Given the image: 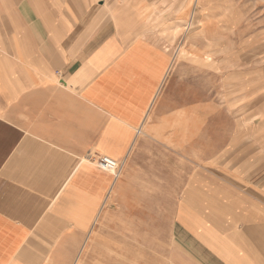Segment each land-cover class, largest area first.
Here are the masks:
<instances>
[{"label":"crops","instance_id":"crops-1","mask_svg":"<svg viewBox=\"0 0 264 264\" xmlns=\"http://www.w3.org/2000/svg\"><path fill=\"white\" fill-rule=\"evenodd\" d=\"M140 12L0 0V264H264V94L189 86L217 36L174 57Z\"/></svg>","mask_w":264,"mask_h":264},{"label":"rangeland","instance_id":"rangeland-1","mask_svg":"<svg viewBox=\"0 0 264 264\" xmlns=\"http://www.w3.org/2000/svg\"><path fill=\"white\" fill-rule=\"evenodd\" d=\"M203 2L205 17L199 13L196 0H135V10L141 11L140 26L145 34L169 48L174 57H178L182 49L194 53L195 49L190 51L189 44L201 50L206 43L202 29L208 24L207 29L220 41L215 39V43H208L205 49L213 55V62L197 63L186 57V62L181 61L186 64L182 68L186 67L189 86L200 85L208 98L218 92L225 96L238 95L244 90V72L249 70L253 101H257L260 97L255 95L264 94V0ZM209 4L216 5L218 16L216 11L209 12ZM189 23L193 27L184 30ZM179 68L178 63L174 65V72H179ZM130 244L135 248V242ZM134 260V264H148L150 259Z\"/></svg>","mask_w":264,"mask_h":264},{"label":"built area","instance_id":"built-area-1","mask_svg":"<svg viewBox=\"0 0 264 264\" xmlns=\"http://www.w3.org/2000/svg\"><path fill=\"white\" fill-rule=\"evenodd\" d=\"M93 164L101 171L116 176L119 173L120 164L106 156H96L92 158Z\"/></svg>","mask_w":264,"mask_h":264},{"label":"bare ground","instance_id":"bare-ground-1","mask_svg":"<svg viewBox=\"0 0 264 264\" xmlns=\"http://www.w3.org/2000/svg\"><path fill=\"white\" fill-rule=\"evenodd\" d=\"M203 8V7H202ZM194 18H196V17H194ZM195 24V23H194ZM193 27V26H192ZM195 28V27H194ZM196 29V28H195Z\"/></svg>","mask_w":264,"mask_h":264}]
</instances>
